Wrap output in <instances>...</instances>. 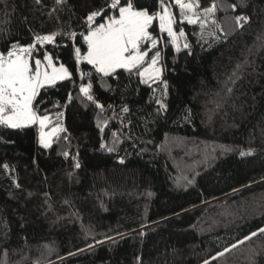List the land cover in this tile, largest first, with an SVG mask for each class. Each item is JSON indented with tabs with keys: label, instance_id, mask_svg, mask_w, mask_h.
I'll list each match as a JSON object with an SVG mask.
<instances>
[{
	"label": "trees",
	"instance_id": "1",
	"mask_svg": "<svg viewBox=\"0 0 264 264\" xmlns=\"http://www.w3.org/2000/svg\"><path fill=\"white\" fill-rule=\"evenodd\" d=\"M198 2L216 8L182 23L188 47L150 26L162 75L145 83L76 63L106 0H0V53L35 45L72 74L33 102L64 126L50 147L0 124V264H264V0Z\"/></svg>",
	"mask_w": 264,
	"mask_h": 264
},
{
	"label": "snow or ice",
	"instance_id": "2",
	"mask_svg": "<svg viewBox=\"0 0 264 264\" xmlns=\"http://www.w3.org/2000/svg\"><path fill=\"white\" fill-rule=\"evenodd\" d=\"M39 2V0H37ZM58 3L63 0H57ZM173 7L180 10V16L189 24L201 21L197 14L199 8L198 0H172ZM160 13L150 14L143 6L138 7L135 0H106L105 6L90 11L86 17L87 28L82 34L83 41L87 45L86 55H81V49H75V60H81L92 65L95 71L102 76H110L122 69L130 74H136L142 78V82L159 79L161 69L157 66L160 60V51L157 49L149 59V53L157 48V39L149 32V27L158 16L161 31L167 32L173 43L177 40V33L173 29L176 23L173 12L170 10L167 0H160ZM215 4L204 9L205 16L215 12ZM235 9V5H233ZM114 10L116 15L108 16L107 12ZM97 17L106 22L100 23ZM247 17L237 16L239 24L241 20L246 21ZM75 35L74 33L72 34ZM180 36L184 33L181 31ZM39 43L52 42L53 35L36 38ZM150 42L151 47H147ZM142 44L145 45L142 48ZM188 47V45H185ZM35 45L28 47L13 46L11 50L5 49L7 55L0 53V124L11 128H20L39 122L41 126L40 143L50 147L51 137L57 132L64 131L62 128H53L50 133H45L43 128L49 120L47 115L40 116L33 110V100L38 95V90L44 86L55 85L57 81L71 79V73L63 63L57 66L51 55L44 54L43 60L33 58ZM83 75V74H82ZM93 85L91 82L80 85V92L88 100H93ZM160 108H166L161 101H157ZM103 107L102 105H97ZM123 111H128L124 108ZM103 147V145H101ZM250 154V153H249ZM245 155V153H241ZM79 163L76 167H79ZM264 232V229L260 230ZM256 235V233H252ZM250 237H246L249 239ZM236 247V245H233ZM225 252L229 249H225ZM224 255V252L218 253ZM205 264H208L205 261Z\"/></svg>",
	"mask_w": 264,
	"mask_h": 264
},
{
	"label": "rangeland",
	"instance_id": "3",
	"mask_svg": "<svg viewBox=\"0 0 264 264\" xmlns=\"http://www.w3.org/2000/svg\"><path fill=\"white\" fill-rule=\"evenodd\" d=\"M186 2H190V0H186ZM168 6H169V8H170V10L173 12V14H174V17H175V19H176V23H177V21L178 22H180V24L179 25H177L176 23L173 25V29H174V31L177 33V40H176V42L175 43H173V41H172V38L171 37H169L168 36V34H167V32H165L166 33V35L168 36V38H169V42L171 43V45L173 46V48L174 49H176V50H178V49H181V48H183V47H185V45H187L186 44V39H185V29H184V26H183V24L182 23H188L186 20H183V18L180 16V10H179V8H177V13H174V11H173V7H172V1H171V3H169L168 4ZM161 12V8H160V10L157 12V13H160ZM196 12H197V14L198 15H200L201 16V21H198L197 23L198 24H206L207 23V20H208V18H209V16H205V14H204V10H202V11H198L197 9H196ZM113 16V15H112ZM106 19H107V17L102 21V22H100V23H104V22H106ZM153 22H156L157 23V26H158V28L160 29V27H159V18H158V16L153 20ZM152 22V23H153ZM197 23H195V24H197ZM152 25V24H151ZM150 25V26H151ZM150 28V27H149ZM183 32L184 33V35L183 36H180L179 35V33L180 32ZM150 33H151V35H152V32L151 31H149ZM164 32V31H163ZM47 36V35H46ZM153 37H155L156 39H157V37L156 36H154V35H152ZM158 40V39H157ZM39 43V42H38ZM44 43H49V42H47V41H45ZM44 43H41V44H44ZM86 44V43H85ZM29 46V45H28ZM28 46H24V47H28ZM149 46H150V42H149ZM86 47H87V45H86ZM76 48H78V47H76ZM86 52H87V50H86ZM86 52H84L83 54H81L82 56L83 55H86ZM49 55V54H48ZM33 58L34 59H41V60H43V56L42 57H34L33 56ZM53 62L57 65V66H59L61 63H58V62H55L54 60H53ZM81 62H86V61H84V60H81L79 63H77L78 65L79 64H81ZM87 63V62H86ZM160 69H161V65L158 63V65H157ZM66 67V66H65ZM69 70V69H68ZM70 72V71H69ZM71 73V72H70ZM161 75H162V69H161V74H160V77H159V79L161 78ZM141 78V77H140ZM142 79V78H141ZM159 79H157V80H159ZM156 80V81H157ZM148 81H151V80H148ZM57 82H59V81H57ZM41 89V88H40ZM39 89V90H40ZM39 90H38V92H39ZM35 100V99H34ZM34 100H33V102H34ZM33 110H34V108H33ZM35 111V110H34ZM39 115V114H38ZM40 116H44V115H40ZM48 116V115H47ZM49 117V116H48ZM3 125V124H2ZM6 126V125H5ZM27 126H34L35 127V130H36V133H37V139H38V143H39V145L41 146V147H44L41 143H40V134H41V126H40V124H39V122H37V123H34V124H30V125H27ZM8 127V126H7ZM23 127H26V126H23ZM53 128H62V129H64V126H63V124L61 123V124H55V125H53V126H50V119L48 120V122L46 123V125H45V127L43 128V131L45 132V133H50L51 131H52V129ZM61 132V131H60ZM60 132H57L54 136H57ZM54 136H52L51 137V144H52V139H53V137ZM50 144V145H51Z\"/></svg>",
	"mask_w": 264,
	"mask_h": 264
}]
</instances>
